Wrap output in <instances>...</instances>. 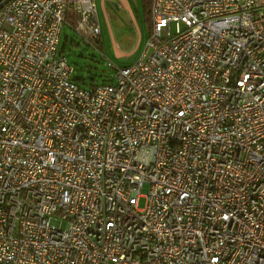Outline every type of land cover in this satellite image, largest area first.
Wrapping results in <instances>:
<instances>
[{
    "label": "built area",
    "instance_id": "2783aa9c",
    "mask_svg": "<svg viewBox=\"0 0 264 264\" xmlns=\"http://www.w3.org/2000/svg\"><path fill=\"white\" fill-rule=\"evenodd\" d=\"M150 2L86 88L94 0H0V264H264V0Z\"/></svg>",
    "mask_w": 264,
    "mask_h": 264
},
{
    "label": "rangeland",
    "instance_id": "374dc122",
    "mask_svg": "<svg viewBox=\"0 0 264 264\" xmlns=\"http://www.w3.org/2000/svg\"><path fill=\"white\" fill-rule=\"evenodd\" d=\"M127 3L135 22H132L127 10L118 9V0L104 3L106 17L101 0H94L100 27L97 50L68 30L62 33L59 50L74 68L72 79L78 84L86 88L100 85L113 75V70L106 67L107 63H111L114 69H120L131 66L141 57L150 36L149 21L143 11L142 0H127ZM118 52L122 55L117 56ZM144 204V199H141L139 208Z\"/></svg>",
    "mask_w": 264,
    "mask_h": 264
},
{
    "label": "crops",
    "instance_id": "0c3cea01",
    "mask_svg": "<svg viewBox=\"0 0 264 264\" xmlns=\"http://www.w3.org/2000/svg\"><path fill=\"white\" fill-rule=\"evenodd\" d=\"M106 1L107 0H101V7H102V12H103L104 16L106 15V13L104 11L103 5H104V3ZM116 6L118 7V9L121 8V9L127 10L128 11V14L130 16V19L132 20V22H135V17L133 15V12L131 11L130 6L127 3V0H118V4ZM120 55H122V54L118 52L117 56H120Z\"/></svg>",
    "mask_w": 264,
    "mask_h": 264
},
{
    "label": "trees",
    "instance_id": "16d2710c",
    "mask_svg": "<svg viewBox=\"0 0 264 264\" xmlns=\"http://www.w3.org/2000/svg\"><path fill=\"white\" fill-rule=\"evenodd\" d=\"M150 5H151L150 0H142L143 11L147 17V20L149 21V27H150Z\"/></svg>",
    "mask_w": 264,
    "mask_h": 264
}]
</instances>
